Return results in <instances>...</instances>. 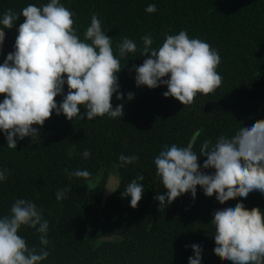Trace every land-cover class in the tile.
<instances>
[{
	"label": "trees",
	"instance_id": "1",
	"mask_svg": "<svg viewBox=\"0 0 264 264\" xmlns=\"http://www.w3.org/2000/svg\"><path fill=\"white\" fill-rule=\"evenodd\" d=\"M49 0H0V18L12 9L16 13L29 4L41 6ZM76 15L74 27L83 39L93 13L98 14L106 35L112 38L114 53L122 37L137 44V52L121 58L117 73L119 93L113 94L112 106L124 105V116H107L93 120L69 121L53 112L43 127L34 125L39 136L17 138L16 150L7 147L0 131V170L10 172L0 182V217L9 213L18 198L32 200L49 221V257L41 264H188L194 255L192 244L202 246L201 264H231L214 253L215 228L211 224L217 210L235 207L242 202L251 210L264 212V194L253 191L241 200L236 198L220 204L215 194L205 196L197 186L159 210L154 197L166 195L156 175L154 158L164 145H186L199 132L194 151L210 139L214 144L220 136H233L241 127H251L264 120V0H61ZM155 4L157 11H145ZM24 22L21 15L11 30L4 29L0 64L14 51L17 29ZM187 30L190 38H199L219 51L221 64L217 71L223 82L215 93L198 94L193 105L184 106L173 97L165 98L167 86L155 89L137 87L133 65H142L141 37L150 35L152 48L162 46L165 33ZM150 55V54H148ZM66 79V77H65ZM164 79H168L165 77ZM64 95L68 92L64 85ZM134 98L129 101L127 94ZM4 99L0 95V102ZM57 104L63 95L56 97ZM85 109L80 108L83 115ZM89 150L85 159L82 153ZM136 155L139 160L120 167L119 155ZM206 157L198 163L203 169ZM77 169L91 173L89 179L69 177L65 172ZM117 172L120 190L104 201L102 191L108 175ZM138 174L144 180V192L138 206H130V197L122 191ZM71 186L67 198L56 200V192ZM167 203V201H165ZM115 242H100V237L116 235ZM116 233V234H115ZM19 234L29 247L39 250V233L22 227ZM186 245L188 247H186Z\"/></svg>",
	"mask_w": 264,
	"mask_h": 264
},
{
	"label": "clouds",
	"instance_id": "2",
	"mask_svg": "<svg viewBox=\"0 0 264 264\" xmlns=\"http://www.w3.org/2000/svg\"><path fill=\"white\" fill-rule=\"evenodd\" d=\"M145 11L155 13L157 7L149 4ZM21 15L24 22L17 29L14 51L0 64V95L4 96L0 102V131L6 136L8 148L16 150L17 138L39 136L33 126L43 127L53 112L63 114L69 121L83 120L84 116L89 121L96 117L124 116V105L113 109L111 101L113 94H117L116 99H123L117 73L121 71V58L138 50L132 39L121 38L117 56L98 14H92L81 39L78 28L74 27L76 14L61 0H49L41 6L29 4L19 14L6 10L0 18V45L5 39L4 29L11 30ZM141 40V57L148 58L131 69L136 73L137 87L155 89L166 85L165 98L173 97L189 107L198 94L207 96L221 87L223 79L217 71L221 57L206 41L190 38L187 30L175 35L165 33L158 49L152 48V36L144 35ZM58 95H63L59 106ZM133 98L134 94L129 92L127 99ZM81 107L85 109L83 115ZM198 136L199 132L184 146L164 145L154 158L156 175L167 190L166 195L154 197L159 201V210L185 193L190 192L195 199L197 186L207 197L215 194L220 204L236 198L243 200L253 191L264 194V120H257L251 127H241L231 137L222 135L214 144L205 139L199 154L194 151ZM82 155L88 159L91 153L86 149ZM200 157H206L203 169H214V174L201 169ZM118 160L123 167L136 163L139 157L121 154ZM65 172L69 177L86 180L91 176L87 170L65 169ZM9 175L7 169L0 170V182ZM114 178L110 191L120 190L119 179ZM143 180V174H138L121 193L122 198H131L133 209L142 199L144 186L138 181ZM70 190V185L57 190L56 200L66 199ZM211 224L215 228L214 253L221 260L231 264H264V212L259 207L249 210L240 202L235 207L217 210ZM22 227L40 234L39 250L29 247L19 234ZM48 233L49 221L44 218L43 210L32 200L16 199L9 213L0 217V264H41L50 255ZM191 248L194 255L189 257L188 264H201L202 246L192 244Z\"/></svg>",
	"mask_w": 264,
	"mask_h": 264
},
{
	"label": "water",
	"instance_id": "3",
	"mask_svg": "<svg viewBox=\"0 0 264 264\" xmlns=\"http://www.w3.org/2000/svg\"><path fill=\"white\" fill-rule=\"evenodd\" d=\"M2 47H3V44L0 45V57H1V53H2ZM192 139V138H191ZM190 139V140H191ZM189 140V141H190ZM118 178L119 179V176H118V173L117 172H112L108 175L106 181H105V184H104V187H103V191H102V200L104 201L108 196H110L111 194H113L114 191H110V187L114 186L115 184V178ZM108 182V183H107ZM119 182H120V179H119ZM118 238H121L120 237V232H118L116 235H112V236H105V237H100L98 239V241L100 242H115Z\"/></svg>",
	"mask_w": 264,
	"mask_h": 264
},
{
	"label": "flooded vegetation",
	"instance_id": "4",
	"mask_svg": "<svg viewBox=\"0 0 264 264\" xmlns=\"http://www.w3.org/2000/svg\"><path fill=\"white\" fill-rule=\"evenodd\" d=\"M116 233H117V232H116ZM116 233H115V234H116Z\"/></svg>",
	"mask_w": 264,
	"mask_h": 264
}]
</instances>
